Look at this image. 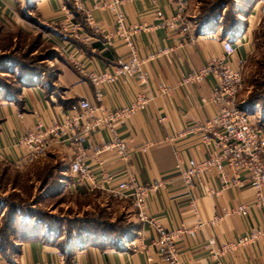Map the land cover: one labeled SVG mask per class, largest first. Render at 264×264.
I'll return each instance as SVG.
<instances>
[{
  "label": "crops",
  "instance_id": "obj_1",
  "mask_svg": "<svg viewBox=\"0 0 264 264\" xmlns=\"http://www.w3.org/2000/svg\"><path fill=\"white\" fill-rule=\"evenodd\" d=\"M74 1L0 0V25L10 31L22 29L26 22L24 14L35 15L45 26L44 41L54 51L50 62L53 71L49 75L41 77L38 84L22 87L15 97H0V160L11 164L21 157L23 151L16 145L20 135L38 120L47 124L61 122L63 114L79 100H86L107 114L127 106L137 92L147 93L151 99L144 109L112 125L126 143L127 161L110 152L93 153L94 148L110 137L104 126H97L83 142L84 162L91 172L97 179L101 174L111 176L109 183L101 184L100 188L91 189L83 182H76L68 169L70 146L53 145L45 157L36 161L37 164L48 161L58 164V178L64 181L60 184L64 191L78 196L95 191L114 201L125 202L136 225L135 237L124 249L86 244L74 249L69 261L73 264H171L155 244L162 233L185 228L193 229V236L182 234L175 240V258L180 264H213L205 246L208 239H213L212 247L216 249L253 230L261 235L252 243L227 251L222 264H264V205L251 209L245 217L229 212L254 197L252 188L244 180L239 188L220 189L215 172L210 171L198 176L188 191L181 184L179 171L186 167L187 161L206 156L203 144L195 136L184 134L185 130L195 122L210 118L217 105L201 101L207 100L214 85L210 76L193 84L176 85L184 74L198 70L210 59L220 58L223 41L234 49L227 60L229 66L236 69L239 61L244 64L253 50L252 32L260 16L258 0H235L245 13L242 20H236L238 25L234 31L222 32L219 25L200 34H195L198 0H186L176 17L175 3L171 0L121 4L118 9L128 24L146 27L133 40L138 57L145 58L158 50L163 53L143 64L148 75L144 85L140 86L134 79H119L97 87L91 84L87 74L109 72L117 59L126 57L127 50L117 37H106L114 27L112 13L103 8L110 0H77L81 10H75ZM170 18L174 19L168 26L165 19ZM73 24L78 25L85 41L69 35ZM159 88L168 92L159 93ZM100 110L92 111L91 116L101 117ZM254 112L258 118H264L258 109ZM144 143L149 146L142 152L140 147ZM128 174L144 185L161 182L160 188L146 197L143 207L146 220L137 215L128 200L110 193ZM208 190H219V194H206ZM262 196L264 201V189ZM16 246L14 253L0 252V264L54 263L57 248L40 238L20 241Z\"/></svg>",
  "mask_w": 264,
  "mask_h": 264
},
{
  "label": "built area",
  "instance_id": "obj_2",
  "mask_svg": "<svg viewBox=\"0 0 264 264\" xmlns=\"http://www.w3.org/2000/svg\"><path fill=\"white\" fill-rule=\"evenodd\" d=\"M139 0H110L103 5L113 15V31L106 37H117L121 40L127 50L124 59H117L113 68L98 73H89L87 78L94 87L102 83L113 84L116 80L127 81L134 79L140 86L147 81V72L143 69V64L153 57L163 53L158 50L139 58L135 45L134 37L146 27L140 24H128L122 11L118 9L121 4L131 3ZM152 1V0H151ZM175 3L178 16L186 3V0H171ZM75 10H81L80 3L75 0ZM259 11L264 10V0L257 1ZM159 16V13L156 12ZM174 18L165 19V23L171 26ZM89 22L90 18L87 17ZM76 24L71 26L69 35L77 40L85 41L79 33ZM222 56L217 59H210L196 71H191L181 76L176 85L193 84L210 76L214 80L210 96L207 101L217 105L215 113L208 119L195 122L186 128L185 133L195 136L205 147L206 156L199 160L189 159L186 167L179 171V179L185 190L193 187L194 180L210 171L215 172L220 189H233L241 187L245 183L252 188L254 197L251 202L238 204L229 210L240 217H245L251 209H259L264 205L262 190L264 189V118L260 119L255 112L247 114L240 110L237 105V97L242 91V67L243 62L239 61L236 69L228 64V57L233 52V47L226 41L221 43ZM168 89L159 88V93H166ZM98 100L97 96L95 97ZM150 96L144 92H137L131 102L121 108H116L104 114L101 108L89 104L86 100H79L75 107H71L63 114V119L59 123L47 124L38 120L34 126L26 130L16 140V145L23 151V155L12 162L11 166L16 169H23L46 156L48 150L53 145H66L71 149V161L68 169L74 174L76 182H83L89 188H100L101 184L109 183L111 176L101 174L96 176L91 172L88 165L84 162L83 142L96 129L97 126H104L110 133L107 141L99 147L93 149L94 154L113 153L118 159L127 161L128 150L125 141L118 136L113 129L114 122L127 119L131 114L141 111L150 101ZM99 109L101 117L93 118L91 112ZM264 115V114H263ZM263 117V116H262ZM148 143H144L140 150L144 152ZM177 159V152H173ZM161 182L156 181L144 185L128 174L127 178L117 184L116 188L110 193L118 199H126L137 211L141 219H145L143 207L148 194L160 188ZM206 194L217 196L219 190L206 191ZM193 210V203L190 201ZM226 213V212H225ZM215 218H213L214 221ZM151 224L152 221L148 220ZM185 234L193 236V229L177 228L165 233L159 242L155 244L157 251L168 257L171 264H180L175 258V240ZM261 233L250 231L247 235L237 238L232 243L222 244L213 249V239H208L205 246L213 264H222L224 254L248 243L254 242ZM53 264H73L66 262L63 252L56 250Z\"/></svg>",
  "mask_w": 264,
  "mask_h": 264
},
{
  "label": "rangeland",
  "instance_id": "obj_3",
  "mask_svg": "<svg viewBox=\"0 0 264 264\" xmlns=\"http://www.w3.org/2000/svg\"><path fill=\"white\" fill-rule=\"evenodd\" d=\"M242 9L243 7L235 0H198V14L209 10L215 16L223 18L222 21L242 20ZM24 17L25 27L30 31L24 29L25 27L10 31L0 25V69L2 68L0 71H6L0 72V87L12 85L15 77L18 76L10 73L9 68H16L17 74L24 67L36 68L49 74L53 71L50 64L53 50L42 37L46 31L45 26L37 21L35 15L31 17L24 14ZM251 41L253 50L242 67L243 87L237 98L238 103L246 101L249 96L260 95V92L264 91V10L260 11ZM240 105L247 112L252 108L264 114L260 101L255 106L245 103ZM42 165L35 162L23 169H16L0 160V231L3 230L5 220L9 218L7 214L12 207L23 211H27V207H30L33 210L30 211L31 215L35 213L41 219L47 218V221L42 219L43 222L63 224L62 235L67 232V225L77 223L76 221L87 222L90 218L101 220L105 226L112 228L134 224L130 209L125 202L114 201L95 191L84 196L71 194L61 189L60 184L64 181H61L58 175L54 176V181L47 183L46 189L42 188L40 180L36 179ZM29 219L26 215L19 218L21 222H27ZM72 230L75 231L76 227ZM10 241L11 244L16 243L13 237H10Z\"/></svg>",
  "mask_w": 264,
  "mask_h": 264
},
{
  "label": "trees",
  "instance_id": "obj_4",
  "mask_svg": "<svg viewBox=\"0 0 264 264\" xmlns=\"http://www.w3.org/2000/svg\"><path fill=\"white\" fill-rule=\"evenodd\" d=\"M195 20V34L203 33L219 25L222 27V32H231L234 31L238 25V22L235 19H226L222 21L223 18L219 19L218 15L215 16L213 12L209 10L208 12L198 14ZM52 53L53 55L50 59H53L54 57V51ZM0 70H2V68ZM9 70L10 73H14L15 76H18L15 77L12 85H9L8 87H0V97H15L22 87L38 84L41 77L49 75V73L32 67H24L19 74H17L18 72H16V68H9ZM0 72L5 73L6 71ZM263 97L264 91H261L260 95L249 96L246 101H242L241 103L236 102V105L240 110L247 114H252L254 109L252 110L251 108L247 112L241 108L240 104H254L255 106L257 105V102L260 101V106H262V110H264ZM42 166L43 167L38 171L36 179L40 180L43 185L42 188L46 189L48 185L47 183L54 181V176L57 177V169L59 166L57 163H46ZM27 209V211H23V209L18 210L13 207L10 208V212L7 214L9 218L5 220V226L3 230H1L2 233H0L1 253H14L16 251L17 242L40 238L42 241L54 245L57 250L63 252L65 260L68 262L73 250L83 247L86 244H95L101 248L111 247L118 250L124 249V245L130 243L136 233L135 224L129 223L124 227L112 228L110 226H105V223L101 220L97 221L94 218H90L87 222L84 220L82 223L76 221L77 223L67 225V232L62 235L61 228L63 224H58L57 222H43L44 220L42 221V219L47 221L46 217L41 219L39 216H36L35 213L31 215L30 211H33L31 210L32 208L27 207ZM22 215H26L30 219L27 222H21L19 218L22 217ZM78 225L82 226L78 227ZM74 227H76L75 231L72 230ZM10 237L15 238L16 243L11 244Z\"/></svg>",
  "mask_w": 264,
  "mask_h": 264
}]
</instances>
